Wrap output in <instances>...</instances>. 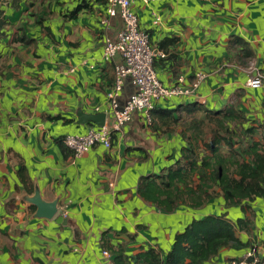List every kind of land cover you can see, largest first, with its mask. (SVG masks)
Segmentation results:
<instances>
[{
    "label": "crops",
    "instance_id": "crops-1",
    "mask_svg": "<svg viewBox=\"0 0 264 264\" xmlns=\"http://www.w3.org/2000/svg\"><path fill=\"white\" fill-rule=\"evenodd\" d=\"M132 8L167 54L155 60L165 87L188 86L200 71L206 78L192 96L156 101L150 122L135 112L111 148L74 157L63 138L98 128L79 115L113 122L107 94L120 57L106 62L103 51L122 20L108 18L106 0H0V264H106L105 250L114 264H148L137 256L168 254L190 223L216 215L238 242L205 264H231L252 249L264 260V194L227 204L203 168L179 185L172 212L140 192L143 180L185 166L190 144H199V160L211 156L187 130L204 125L198 114L232 108L244 117L232 129H253L264 143V83L247 86L264 75V0H135ZM134 91L126 81L121 102ZM36 190L57 201L56 216H37Z\"/></svg>",
    "mask_w": 264,
    "mask_h": 264
},
{
    "label": "trees",
    "instance_id": "trees-1",
    "mask_svg": "<svg viewBox=\"0 0 264 264\" xmlns=\"http://www.w3.org/2000/svg\"><path fill=\"white\" fill-rule=\"evenodd\" d=\"M209 117L216 120L213 140L206 145L211 156L203 155L202 160H199L196 153L199 144H190L189 148H185V166L169 168L161 176L142 181L140 192L143 198L166 212H172L179 199V185L187 186L192 181L196 168L210 169L209 178L220 187L227 204H237L243 199L264 194V143L253 141L246 150L233 151V145L226 135L237 132L243 137H250L254 134L253 129L239 132L235 128L234 132L231 125H239L244 117L232 108ZM224 141L231 147L228 156H224L218 148ZM237 242L235 227L224 216H207L194 220L183 232L177 234L168 254L161 255L151 249L136 259L148 264H205L218 254L220 248L235 245ZM119 259L115 258L117 262Z\"/></svg>",
    "mask_w": 264,
    "mask_h": 264
},
{
    "label": "built area",
    "instance_id": "built-area-1",
    "mask_svg": "<svg viewBox=\"0 0 264 264\" xmlns=\"http://www.w3.org/2000/svg\"><path fill=\"white\" fill-rule=\"evenodd\" d=\"M106 1L108 18L119 16L122 20V28L117 36L114 39H105L103 51V60L106 62L120 57V62L114 63V82L107 94V104L113 122L111 126L91 128L83 135L65 136L63 143L74 157H81L99 144L111 148L113 134L121 131L123 126L131 121L135 112L144 111L150 122L156 101L175 96H192L206 78V74L200 71L195 74L194 80L188 86L165 87L157 77L155 60L164 59L167 54L153 47L148 31L140 27L139 18L132 8L135 0ZM107 21L105 19L103 23ZM159 22L160 18L156 16L154 24ZM126 81L134 84L135 91L121 102ZM179 82L182 83L183 79L179 78ZM263 83L264 75L258 73L248 80L247 86L259 88ZM103 257L106 258V264H114L107 250L103 251ZM231 264H264V260L252 249L244 257L233 260Z\"/></svg>",
    "mask_w": 264,
    "mask_h": 264
},
{
    "label": "rangeland",
    "instance_id": "rangeland-1",
    "mask_svg": "<svg viewBox=\"0 0 264 264\" xmlns=\"http://www.w3.org/2000/svg\"><path fill=\"white\" fill-rule=\"evenodd\" d=\"M198 118L205 122L204 125H200L196 130H191V129H187V130L191 131V134L193 135L198 134L199 136H201L200 145L202 146L203 151L205 153H208L209 150L206 147V145L211 143L213 140V134H214L215 127H216V122L213 121V118L211 119L207 118V116H204V114L202 113L198 114ZM233 131L236 132L235 127L233 128ZM218 132H220V130ZM221 134L223 135L224 132L222 131ZM260 136H261L260 134H254L250 137L248 136L245 138L239 135L237 132L235 134L229 133L228 135H226L230 143L233 145L232 147L233 151L234 150H241V151L246 150L248 148V145L251 144L253 141H256V139H258ZM218 148L221 150V153L225 156H228L229 153H231V147L227 144L226 141L221 142L218 145ZM216 216H219V215H216Z\"/></svg>",
    "mask_w": 264,
    "mask_h": 264
},
{
    "label": "water",
    "instance_id": "water-1",
    "mask_svg": "<svg viewBox=\"0 0 264 264\" xmlns=\"http://www.w3.org/2000/svg\"><path fill=\"white\" fill-rule=\"evenodd\" d=\"M85 115V114H84ZM80 119H87L88 122L95 124L98 128H102L105 125L107 114L98 113L91 114L85 117L79 115ZM29 201L35 204L38 208L37 216L42 218H52L56 216L58 212L57 201L54 202H45L39 193L38 190L35 191V194L32 198H29Z\"/></svg>",
    "mask_w": 264,
    "mask_h": 264
}]
</instances>
